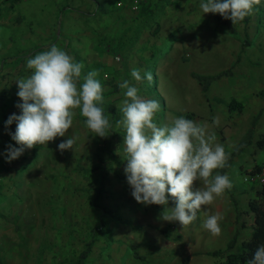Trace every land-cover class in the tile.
<instances>
[{"label":"rangeland","instance_id":"obj_1","mask_svg":"<svg viewBox=\"0 0 264 264\" xmlns=\"http://www.w3.org/2000/svg\"><path fill=\"white\" fill-rule=\"evenodd\" d=\"M202 2L207 0H169L168 6L153 20L148 21L147 25L138 24L139 33L132 31L127 38L129 40L125 52L105 55L103 59L106 58L107 62L110 59L115 61L117 56L119 59L116 58V61L125 62L126 69L130 72L133 68L140 70L143 77L140 83L136 82L131 73L113 77L112 73L107 72L105 78L110 90L127 80L130 86L133 84L139 89L143 98L158 101L161 110L154 120L158 126L170 124L177 118L172 116L173 113L187 109L196 112L204 118L202 121L193 118L194 121L206 123L227 153V148L237 144L260 112L253 127L252 147L236 156L225 172L233 188L217 198L212 205L203 206L206 211L198 212L197 219L191 225L180 228L182 235L173 241L168 238L169 235L164 234L167 232L166 226L180 225L178 222L165 221L162 216L166 207L171 208L175 204L169 197L167 206L142 205L131 195L132 189L125 174L126 132L124 128L121 131L115 130V123H112L110 115L112 132H109L107 138L95 136L87 129L83 116L74 117L77 124L74 134L67 133L48 145L26 149L23 158L9 163L6 158L8 146L17 145L9 133H15L16 123L7 126L9 117L0 111V264H78L77 258L81 259V252L90 240V256L86 260L82 258L80 264L99 261L104 264L105 260L108 264H113L114 259L116 264H180L186 257L189 258V264H217L223 260L207 251L227 252L224 227L227 224L226 215L232 213L231 207L235 210L236 224L241 221L243 226L250 223L252 214L249 210L242 209L247 207V202L253 198L259 184L244 182L243 175L264 158V0L255 7L252 15L235 25L219 14H204L200 9ZM14 4L11 18L23 16V20L13 26H0L2 60H8L11 56L19 58L29 55L37 50L35 47L38 46L34 42L38 38L43 41L45 36H50V44L57 41L55 45L60 46L66 43L68 34L76 33L82 26L75 20L72 11L68 10L74 7L63 6L61 0H16ZM102 7V12L107 13L108 7ZM63 8L65 11L62 13ZM123 10L129 23L133 14L127 7ZM212 20L215 21L210 23ZM217 20L223 21L230 37L227 36L226 44H223L226 35L216 33L217 37L222 38L220 43L213 44L206 51L202 45L211 42L213 36L203 38V33L217 32L214 24H221ZM98 23H104V19L100 17ZM193 23L196 24L195 28L192 27ZM242 30L248 31L237 35ZM178 35L191 38L180 51L167 53V47ZM83 40L86 41L85 38ZM100 40H104L105 46V42L109 40L107 32L104 39ZM38 45L40 48L44 44ZM225 46L228 55L223 63L229 65L232 55L236 59L233 68L240 60L244 65L236 72L250 82L251 88H255L253 98L245 101V109L241 107L240 110H234L229 118L227 105L220 110L216 108V104L220 102L219 97H214V100L209 97L202 91L198 81L189 74L190 71L202 72L201 69L208 67L213 69V63L220 64V58L225 56ZM118 47L112 44L105 48L117 51ZM2 49L7 52L1 53ZM202 50L207 52L206 57L211 61L205 65L199 62L195 66L197 59L194 57L197 54L201 56ZM154 62L156 69L151 72L153 80L149 83L146 76H143L147 72L144 68ZM211 72L213 71H209ZM113 94L117 95L119 92ZM105 96L103 106H111L108 110H115V100L108 97L106 99ZM232 98L225 97L222 100H226V103ZM120 104L118 100L117 112ZM78 114L80 115V111ZM119 119L122 116L119 115ZM232 119L233 125L228 124ZM71 136L77 138L73 150L61 153L58 147L60 139H69ZM258 140L261 143H257ZM234 160L237 161L235 167ZM217 213L222 217L219 222L222 231L220 235L213 236L202 224L207 215ZM99 226L103 230L98 238L92 229ZM153 234L162 236V245L154 241ZM171 243L174 244L173 247ZM238 245L236 242L232 250L237 251Z\"/></svg>","mask_w":264,"mask_h":264},{"label":"clouds","instance_id":"obj_2","mask_svg":"<svg viewBox=\"0 0 264 264\" xmlns=\"http://www.w3.org/2000/svg\"><path fill=\"white\" fill-rule=\"evenodd\" d=\"M260 2L207 0L200 4V9L204 14H219L235 25L252 15ZM84 67L56 45L27 59L32 74L16 82L17 95L23 101L16 105L21 114H12L7 120L9 127L16 123L15 133L9 135L19 147L8 146L7 162L17 160L26 149L64 137L73 126L77 109L86 118L87 129L100 138L109 137L112 124L103 108L100 73L91 70L82 75ZM131 76L137 82L143 80L138 69H132ZM144 76L152 82L151 72ZM118 86L126 90L120 108L122 119L116 123L126 132L125 174L131 195L142 205L167 206L170 197L175 206L166 207L162 219L178 222L184 229L197 219L198 212L206 211L203 206L212 205L233 188L229 176L216 171L228 166L230 156L206 123L181 116L158 126L154 120L161 110L160 103L143 98L127 80ZM76 139L71 136L61 142V153L73 150ZM221 219L219 213L207 215L202 227L218 236L222 231ZM248 264H264V245L257 248Z\"/></svg>","mask_w":264,"mask_h":264},{"label":"crops","instance_id":"obj_3","mask_svg":"<svg viewBox=\"0 0 264 264\" xmlns=\"http://www.w3.org/2000/svg\"><path fill=\"white\" fill-rule=\"evenodd\" d=\"M14 1H16V0H0V26H2V24L6 25V26H9V25L13 26V25H15V23L20 24V21L23 20L22 19L23 16H18V17H16V19L13 17L11 18V16H12L11 11H13L14 5H15ZM61 1L63 3V6L68 5V7L69 6L74 7V8H70L68 10L72 11L75 20H77V22L79 21L80 24H82V26L76 33L68 34V36H67L68 39H67V41H65L66 43L61 44L59 47L62 48L63 50H65L70 56H72L76 62L82 63L85 66L84 69L82 70V75H86L87 72H89L91 70H97L100 73L98 79L101 81L102 86L104 88L103 94L106 95L105 98L107 99V97H108L111 100H115L114 101L115 103H113V105L115 106V110H108V109H111V106H108L106 108L103 106V108H104L106 114H109L110 116L116 117L115 118L116 120H114L112 123H115L114 127H115L116 131H121L120 129H122L124 127L122 125L117 126L116 122L121 120V119H119V115L122 116V112H120V108L122 106V101L125 97L124 92L118 86V84H116L115 86L118 88L119 91L114 92L113 90H110V88H108V85L106 84L107 79L105 78V76H106L107 72L112 73L113 77L126 76V75H129V73H131V72H130V70L126 69L127 66H126L125 62H122V61L117 62L116 61L119 59L117 56L115 57V61H112L110 59V62H107L106 58L105 59H103V58L105 57L106 54L112 55L113 53H121L122 51L125 52V48H126L127 44L125 45L124 48H122V49L119 48L120 47L119 38L121 37V34L123 33V26L121 23L122 20H120L119 16L117 15L118 12L115 9V7L122 6L123 2L121 0H61ZM102 6L108 7L107 13L102 12L104 10ZM111 9H112V11L113 10H116V11L109 13V10H111ZM61 10H62V13L65 11L64 8ZM100 17H102L104 19V23H102V24L98 23ZM214 21L215 20H212V21H210V23H212ZM217 21H218V23H221L220 25H217L216 23L214 24V26H216V28L214 30H217V32H215V33L210 32L209 34L207 32L203 33L204 34L203 38L208 37L207 39H209L210 36H213L211 42L205 43L202 45V47L206 51L213 44L218 45V43H220V39H222V38L217 37L215 35L216 33L221 35V36L223 34L226 35V38H223L224 39L223 44L224 43L226 44L225 41L227 39V36H229L228 32H227L228 30L225 29V25H224L223 21H221V20H217ZM195 22H197V21H195ZM199 25H201V24H199ZM52 26H54V25L52 24ZM115 27H117V29ZM119 27H120V30H118ZM192 27L195 28L196 24L193 23ZM247 31L242 30L241 32H238L237 35H240L241 33H245ZM106 32H107V35L109 37V40L108 41L105 40L106 45L104 46V40H100V38L104 39ZM100 35H102V36H100ZM59 36H60V34H59ZM49 37L50 36H48V37L45 36L43 41H41V39L38 38V41H35L34 45L38 46V47H39L38 43L44 44V45L40 48L35 47V49L37 48V50L32 51L27 56L25 55V56L19 57V58L18 57L15 58V57L11 56L10 58H8V60L7 59L2 60V57H0V85H1V87H0V98H1L0 101H3V103H0V111L4 112V114L7 117H10L12 114L20 115L21 110L19 108H17L16 105L19 103H23V101H21L17 95V92L19 91V89H18V85L16 84V82L18 79L27 78L28 76H30L32 74V70L27 68V59L28 58L33 57L34 55L38 54L39 52L47 50L50 46L56 44L57 41L56 42L54 41L52 44H50V41H48ZM192 37H193V34H192ZM83 38H85L86 41H84ZM190 38H191V36L189 38H187V37H183L182 35H178L177 37H175V39H173V41H171V43L167 47V49H166L167 53L174 51V50L180 51L182 49L183 45L186 44V42H188V40ZM231 38L234 39L235 37L234 38L231 37ZM128 40L125 39L126 43ZM238 40H239V38H238ZM199 43H200V41L197 43L198 46H199ZM112 44L119 46L117 51H115L114 49L108 50L105 48L107 46L109 47V45H112ZM29 46H32V44H30ZM194 48L196 50H199V48L197 46H195ZM223 51L225 53L224 58H220V60L218 62L220 64L213 63L214 64L213 69H209V67H208V68L201 69L202 72L190 71L189 74L191 75V72H196L199 74L211 75V74H215L217 72L232 68V66L236 62V59H234V57L232 55L231 56L229 55L232 58L230 61H228L229 65L224 64L223 61L227 58V55H228L226 46L223 48ZM228 51H229V49H228ZM6 52L7 51H5L3 49L1 51V53H3V54H5ZM12 53L13 52H10V54H12ZM206 54H207V52H204V50H202L201 56L197 54V56L194 57L192 55V57L197 59L196 60L197 63L195 66H197L199 64V62L201 64L205 65L209 61H211L209 58L206 57ZM120 56L122 57V55H120ZM116 58H118V59H116ZM184 60H186V59H184ZM107 63H109V64H107ZM154 64L155 63H153L152 67H149V65H147L144 68V70H147V72H154V70L156 69V68L154 69ZM241 65H244V64L243 63L241 64L240 60H238L237 65H235L232 68V70H231L232 74L230 76H222V77H219L217 79H214L210 83L208 90L205 92V93H207V95L209 97H211V98L213 97V100H214V97H216V96L219 97L220 102L218 104H216L217 105L216 108H218L219 110L221 109L222 106H224V105L226 106V104H227V102L224 103L226 100H222L225 97L235 98L237 101L241 102L242 107L245 109V101L252 99L253 95H255L254 94L255 88L254 87L251 88L249 86L250 82L245 80V78L240 77V73L236 72V70ZM21 67L22 68L24 67L25 69L22 70ZM226 67H228V68H226ZM209 71H213V72L209 73ZM11 73H14V75H16V77L18 79ZM17 73H19V75H17ZM240 80L243 82H241ZM137 84L138 83H136V86H137ZM131 86H133V84H131ZM263 86H264V83H263ZM105 91H107V92H105ZM118 92H119V94H117V95L113 94V93H118ZM2 95H3V97H1ZM118 100L121 102V104L118 106L119 112L116 111V103L118 102ZM227 110H228V108H227ZM233 111L234 110H232V111L228 110V116H227L228 118L232 113H234ZM76 112H77V115L75 117L82 116V115L78 114L79 109H77ZM172 116H175V117L189 116L190 120L199 119L201 121L204 118V117L198 115L196 112L188 110V109L184 110L182 112L181 111L177 112L176 114L173 113ZM193 118H195V119H193ZM85 121H86V118L84 120V123H85ZM233 122H234V119H232L230 123L228 122V124L233 125ZM78 126H80V125H78ZM230 128H229V130H230ZM76 131H77V124L73 120V126L69 130L68 133L74 134ZM67 139L68 138L66 137L65 139H60V141L63 142V141H66ZM238 141H237V144H238ZM52 142H54V141H52ZM237 144L234 145L233 147L231 146L230 148H227V151H229V153H230L232 150L235 149ZM252 145H253V143L251 142L248 146H246L244 148V150L241 153H245L246 151H248L249 147L251 148ZM234 163H236V164H234V167H235V165L237 166V161L234 160ZM257 163H259V162H257ZM250 170L251 169H249L248 171H250ZM242 210H245V211L248 210V202H247V207L242 209ZM231 211H232L231 214L226 215L227 216V224H225V227H224L225 230L224 231L226 232L227 235H226V239H225V241H226L225 246L234 237L236 239V242H238V243H240L242 240L249 239L251 237V235L253 233V229H254L253 213L251 211H249L252 214L251 221L249 224H245L244 226H243L242 221L240 222V224H236V222H235V215L236 214H235V210L233 207H231ZM171 228H173V229H171ZM180 228H181L180 226L177 227L176 225H172V227H170V225H168V226H166L167 232L164 234L169 235L168 238L175 241V240L179 239L180 236L182 235V233L180 232ZM161 237H162L161 235L157 236V234H155V235L153 234L154 241H158L162 245ZM173 246H174V244L171 243V247H173ZM157 249L158 248H156V250ZM230 251H233V250L231 249ZM208 252L209 251H207V253ZM90 262H92V260H90ZM100 262L101 261H99L98 263L94 262V263H89V264H101ZM114 262H115V259H114ZM114 262H113V264H116ZM189 263H190V261H189ZM104 264H108V262L105 260ZM214 264H216V262Z\"/></svg>","mask_w":264,"mask_h":264},{"label":"trees","instance_id":"obj_4","mask_svg":"<svg viewBox=\"0 0 264 264\" xmlns=\"http://www.w3.org/2000/svg\"><path fill=\"white\" fill-rule=\"evenodd\" d=\"M121 1L123 2V6L115 7V9L118 12L117 15L119 16L120 20H122L121 23L123 26V33L119 38L120 49L125 47L126 45L125 39L131 36L133 30L135 33H139L140 31L138 27L139 23L143 25H147L148 21L153 20L156 17V15L162 12L163 9H165L169 4V0H121ZM132 6H135V8H133ZM125 7H127L129 11L132 12L133 14V16L130 17L129 23L127 21L128 18L127 17L125 18V11L123 10ZM113 11L111 9L109 10V13H112ZM152 65L149 66L152 67ZM231 74H232L231 68L211 75L191 72V76L198 81L203 92H206L208 90L210 83L214 79H217L222 76H230ZM113 91H118V88L115 86ZM226 105L229 111L236 109L240 110L242 107L241 102L237 101L235 98H232L229 102H227ZM259 116H260V112H258V114L253 118L251 126L247 129L245 134L238 141V144L235 147V149L229 153L230 159L228 161V166L225 167L224 169L219 170L221 174H225V172L230 167L233 158L239 155L244 150V148L251 143L252 135H253V127ZM111 117L113 118V121L115 120L114 118H116L113 116ZM80 118H82V116ZM185 118L189 119V116H185ZM257 143H261V141L258 140ZM15 147L18 148L19 145L17 144ZM25 152L19 158H23ZM258 167H259V163L255 164L251 168V171L257 170ZM100 187H102V185H100ZM254 194H255L254 197L248 201V210L253 213V222H254V229L251 237L247 240H242L238 245L237 251H230L232 247L235 246L236 243V239L234 237L226 245L227 252L223 250H214L208 252V254L212 256H219L223 258V260L217 264H248V261L253 258V255L257 250V248L261 245H264V184L257 185ZM99 222H101L100 218H99ZM102 230L103 229H101V227L99 226L96 229H92V232L94 233L96 232V235H98L99 238L102 235ZM91 247H92V242L90 240L89 242H86L85 248L81 252V259L83 258L86 260V258L90 256L89 248L91 250ZM138 258L141 257L139 256ZM81 259L79 257L77 258L78 264H80ZM188 263H189V258L186 257L181 261L180 264H188Z\"/></svg>","mask_w":264,"mask_h":264},{"label":"built area","instance_id":"obj_5","mask_svg":"<svg viewBox=\"0 0 264 264\" xmlns=\"http://www.w3.org/2000/svg\"><path fill=\"white\" fill-rule=\"evenodd\" d=\"M244 182H257L259 185L264 184V158L259 162V167L255 171H247L243 175Z\"/></svg>","mask_w":264,"mask_h":264}]
</instances>
